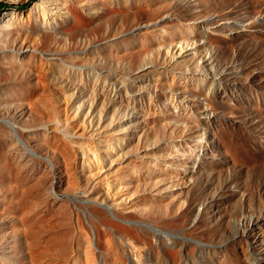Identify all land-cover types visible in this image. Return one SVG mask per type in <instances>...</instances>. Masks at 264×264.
Returning a JSON list of instances; mask_svg holds the SVG:
<instances>
[{"label": "rangeland", "instance_id": "1", "mask_svg": "<svg viewBox=\"0 0 264 264\" xmlns=\"http://www.w3.org/2000/svg\"><path fill=\"white\" fill-rule=\"evenodd\" d=\"M45 2L0 0V21L15 13L0 27V83L21 65L16 94L49 111L35 121L1 112L0 127L29 187L73 175L68 264H264V0H52L55 17ZM22 43L38 57L12 54ZM95 77L108 98L90 90ZM98 121L122 124L112 130L115 173L105 172L114 161L95 139L70 142L89 151L73 168L45 154L53 142L44 126L92 136ZM6 237L0 264H64L43 249L33 259L22 228Z\"/></svg>", "mask_w": 264, "mask_h": 264}, {"label": "bare ground", "instance_id": "2", "mask_svg": "<svg viewBox=\"0 0 264 264\" xmlns=\"http://www.w3.org/2000/svg\"><path fill=\"white\" fill-rule=\"evenodd\" d=\"M45 1L44 10H47L50 17H55L52 13H57V8L55 9L57 6H54L52 0ZM37 8L36 4L34 7L27 10L25 13L27 17ZM85 9L88 11L94 10V6L92 4H86ZM13 17H15V13H10L8 17L0 21V27L6 26ZM13 50L12 54H16L21 58L35 59L38 57L37 52L33 49L31 44H15ZM1 55L2 50L0 49V56ZM16 69H22V66L19 65L11 69L9 73L7 72L8 77L0 83V113H18L27 120L30 119L33 121H35L34 118L44 119L45 113L49 115L47 104L36 106L35 103H25L21 100V97L16 94V89L20 91L24 89L20 85L18 87H13L12 80L15 78ZM63 73L69 75V73ZM73 77L76 84L83 86V76L80 72H74ZM91 84L89 88L93 93L102 98H108L110 96L108 88L102 85L97 77L92 79ZM41 91L44 92L43 89ZM45 96L47 100H50L48 92ZM92 99V103L86 104L87 107L85 108L88 110H84L85 119L87 121L89 120L90 125L92 123L89 117L95 116L93 114L95 104L93 103H95L94 101L97 97L93 96L91 100ZM40 108H42L43 111H41ZM81 110H83L82 107L75 108V112ZM64 114L66 115L67 112L64 111ZM104 125V122L98 121L97 125L94 126L92 136L77 134L70 136V134L65 133L61 128L55 125L44 126V128L48 129L49 138L53 142L52 146L45 150V154L47 156H55L56 154L62 155L67 168H73V166L78 164L80 157L82 159L87 157L89 151L85 149L75 150L69 145L70 142H75V140L77 141L84 137L87 141L95 139L102 148L110 152L107 157L114 161H110V164L104 169L105 172L115 173L118 161H122L118 160V157L113 155L114 152L111 150V143H113V141L119 142L117 135H115L112 130L114 128L122 129V124L114 127L110 125L108 128ZM2 126L11 131V137L16 138L28 154L31 156H40L38 152L28 146L27 142L15 127V124L4 120ZM6 137L7 130L0 127V260L3 261L4 257L2 253L7 251L8 245L5 235L9 230L12 234H15L22 228L28 240L31 257L33 259L38 261L39 258H43V251L41 250L43 249L45 252L50 251L55 258L60 260L63 259L61 261L64 264L72 262L75 256L72 238L75 221L73 212L69 209V203L66 201L68 194L74 195L78 193L72 173H67L65 175V173L58 172V180L56 182L46 178L41 180L36 186L29 187L25 176V167L15 163L16 158L13 156L12 147L9 142L5 143ZM94 158V161L90 162L94 165L92 166L94 169H98L100 167L99 159L95 156ZM83 172L90 173V175L93 174L92 168H89L85 164L82 168V173ZM106 184L107 183L103 184L101 190L98 191V198H103V196L108 193ZM126 202L127 201H124L123 204ZM9 218L18 219L20 224L17 221V223L13 221L9 224L7 222Z\"/></svg>", "mask_w": 264, "mask_h": 264}, {"label": "trees", "instance_id": "3", "mask_svg": "<svg viewBox=\"0 0 264 264\" xmlns=\"http://www.w3.org/2000/svg\"><path fill=\"white\" fill-rule=\"evenodd\" d=\"M32 1H35V0H32Z\"/></svg>", "mask_w": 264, "mask_h": 264}]
</instances>
